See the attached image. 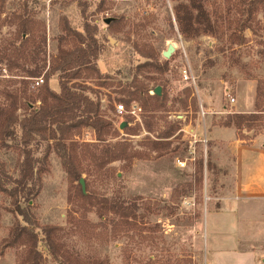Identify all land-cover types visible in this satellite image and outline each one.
Here are the masks:
<instances>
[{
	"label": "rangeland",
	"instance_id": "1",
	"mask_svg": "<svg viewBox=\"0 0 264 264\" xmlns=\"http://www.w3.org/2000/svg\"><path fill=\"white\" fill-rule=\"evenodd\" d=\"M194 1L206 13L208 32L185 37L179 31L175 9L180 4L188 5L189 0H0V70L5 71V77H0V110L15 108V115L22 118L28 109L39 107L43 94L42 87L32 88L34 79L26 78L21 68L11 67L34 68L25 65L10 47L20 46L18 17L31 24L30 41L45 32L47 64L43 73L59 47L70 49L75 44L73 38L65 36V27L83 33V23L87 22L96 27V38L103 45L96 67L107 77L103 82L106 85L100 87L98 84L103 83L94 75L87 76L90 71L86 70L70 84L88 88L86 94L100 102L101 117L112 122L118 132L111 131L102 141L95 140L89 127L71 133L68 143L78 147L84 194L79 182L68 181L52 148L39 167L38 194L20 202V206L37 225L32 230L38 239L36 249L42 255L40 264H92L104 258L109 264H206L202 217L206 210L217 208L219 198L227 196L233 186L232 153L213 131L226 128L223 125L233 114L248 115L256 110V88L258 83L264 84V0ZM24 2L27 12L22 8ZM78 2L85 3L84 15ZM107 19L113 21L106 25ZM169 45L175 51L166 60L162 53ZM4 48L10 51L4 54ZM32 49L31 44H25L20 51L24 56ZM2 55L7 60L1 61ZM146 62H167V68L164 72L139 70L138 66ZM184 68L190 70L195 85L183 81ZM132 81L144 91L150 90L149 96L154 86H160L166 95V108L144 111L142 100L126 106L123 100L129 101L134 92L129 87ZM48 86L58 91L57 75L50 76ZM228 96L235 98L233 105ZM132 103L142 108L141 124L126 119L130 125L120 130L115 105L129 107ZM260 110H264V103ZM262 115L257 123L260 126L244 129L239 136L251 144L264 143ZM144 124H151L150 133L144 130ZM172 124H179L181 129L168 139L169 152L157 157L146 144ZM16 133L19 135L17 127ZM204 139L206 145L198 141ZM118 142L127 144L128 159L107 164L108 153ZM32 146L41 158L52 143L46 139ZM135 154H142V159L132 158ZM177 160L185 166L179 167ZM20 161L17 142L0 143V162L10 177L17 178ZM105 200L111 204L124 202L122 206L134 212L136 228L129 227L125 232L114 229L113 223L119 218L113 213L105 215ZM14 210L12 198L0 192V264L29 260L32 242L24 233L16 232V227H30ZM128 221L134 224L132 217ZM43 227L56 230L52 234L57 243L56 261L46 250ZM131 238L141 244L124 247ZM243 247H259L256 261L264 264V244Z\"/></svg>",
	"mask_w": 264,
	"mask_h": 264
},
{
	"label": "trees",
	"instance_id": "2",
	"mask_svg": "<svg viewBox=\"0 0 264 264\" xmlns=\"http://www.w3.org/2000/svg\"><path fill=\"white\" fill-rule=\"evenodd\" d=\"M81 1V0H79ZM82 7V12H85V3L78 2ZM22 8L27 12L28 6L25 2L22 4ZM176 19L179 25V31L185 37L198 36L201 33L208 32V24L206 20V13L203 7L196 3L194 0H189L188 5L180 4L175 9ZM19 23L17 25L16 35L20 46L16 49L14 45L13 52L19 53L24 60L25 65H34L33 70H25V67L19 65H11L12 69L21 68L23 72L27 74L26 78L35 79L43 75L44 83L42 84L43 94L39 98V107L35 109H28V114L19 118L15 115L16 109L9 111L8 108H2L0 110V143L5 145L6 140H13L17 142L21 148V161L19 164L17 178L10 177L4 169V165L0 162V192L9 195L12 198V204L15 208V212L22 217L23 222L28 225L27 227H16V232L24 233L27 238L32 242L31 250L29 253V260L24 264H40L42 255L37 251L36 245L38 243L37 235L32 228H37L33 217L29 212L20 206V202H28L37 196L38 177L41 173V165L46 161L52 151L59 157L62 168L64 169L67 179L70 183L79 182L81 179L80 158L78 155V147L72 142L68 143L71 133L79 131L84 127H89L93 130L96 141H102L104 135L109 134L111 131L118 134L116 128H113L112 122L104 120L100 115V102H96L86 94V87L76 85L73 81L78 80L81 77L82 71H90L87 76H95L100 83L106 81L107 77L100 74L96 67L103 45L99 44L96 38L97 29L95 26L89 25L87 22L83 23L82 32L80 33L69 26L65 27V36L74 39L75 44H72L70 49H63L59 47L57 53L52 57L51 63H49L47 72L43 73L46 68V35L45 32L37 39L32 36V27L27 20H21L18 17ZM26 37V38H25ZM33 37V36H32ZM25 38V39H24ZM63 39V38H60ZM25 44H31L33 48L31 51H26V55L23 56L20 51ZM10 51L9 48H4L3 53ZM10 57V56H9ZM147 61L152 60L150 56L142 55ZM7 60L5 55H2L1 61ZM17 60H21L17 58ZM15 63V62H14ZM140 69L152 68L158 72H164L167 68V62L162 65H153L150 62H146L138 66ZM7 71V70H6ZM57 75L58 91L50 90L48 82L50 76ZM9 77V76H8ZM100 87L106 84H98ZM134 92L131 93V99L129 101L123 100L126 106L130 104V101L142 100L144 111H159L166 108L168 105L166 95L161 90V95H151L148 93L150 90H145L141 85H135L134 82L130 84ZM160 86H154L152 91ZM161 88V87H160ZM146 98H144V96ZM148 102L152 104L149 105ZM264 103V84L258 83L256 88L255 97V112L252 114H233L228 117L227 122L223 125L226 128L233 127L238 132V140L245 145H250L251 141H246L242 136H239L244 129L251 130L260 126L259 123L264 114V110H260ZM32 105V103H30ZM179 124H172L169 128L162 132L155 140H149L146 144L147 149L153 152L157 157H162L170 150L171 142L168 141L174 133L180 131ZM16 127L19 130V135L16 133ZM127 128V127H126ZM124 129L127 130V129ZM144 130L147 133L152 131L151 124H144ZM133 135V134H130ZM50 140L52 147L47 148L45 156L41 158L35 155L36 149L32 144L37 146L45 140ZM89 147V146H85ZM127 144L124 142H118L112 148V151L108 153L109 161L107 164L115 161H123L128 159ZM142 154H135L132 158L142 159ZM200 163V162H199ZM200 172H202V162L199 165ZM122 203L111 204L107 200L103 203V211L106 214H114L118 216V222L113 223L114 229H119L125 232L129 227L136 228L134 212L128 208H124ZM103 217V214H99ZM134 220V224L128 221V219ZM53 227H43L41 232L43 234V242L45 243L48 254L55 261L58 259L57 243L55 242L52 234L55 232ZM122 234V233H121ZM19 236V235H18ZM121 239V237L119 236ZM124 247L132 244L138 246L141 244L140 240L133 241L132 238L124 242ZM92 264H109L107 258L96 259Z\"/></svg>",
	"mask_w": 264,
	"mask_h": 264
},
{
	"label": "crops",
	"instance_id": "3",
	"mask_svg": "<svg viewBox=\"0 0 264 264\" xmlns=\"http://www.w3.org/2000/svg\"><path fill=\"white\" fill-rule=\"evenodd\" d=\"M213 133L232 153L233 186L202 217L206 264H257L259 247L243 245L264 244V143L245 145L232 128Z\"/></svg>",
	"mask_w": 264,
	"mask_h": 264
},
{
	"label": "built area",
	"instance_id": "4",
	"mask_svg": "<svg viewBox=\"0 0 264 264\" xmlns=\"http://www.w3.org/2000/svg\"><path fill=\"white\" fill-rule=\"evenodd\" d=\"M2 73H5V71L0 70V77L4 76ZM182 74H183L182 76H183L184 82L191 84V85H195V78L192 76L189 69L184 68L182 71ZM43 83H44L43 77L35 78L33 80L32 88L37 89V88L41 87ZM151 94H153V93L151 92ZM228 101H229L230 105H233L235 103V98L228 96ZM142 113H143L142 108L135 103H132L129 107H126L123 104L115 105V114H116L115 116L117 118V121L119 122V124L117 122V127L121 123H126L127 126L130 125L129 121H126V119L131 120L134 123L139 122L141 124L140 120H141ZM201 114H202V116H204V112H202ZM198 141L203 142L205 145L207 144L206 139L198 140ZM177 165L179 167H184L185 163L177 160Z\"/></svg>",
	"mask_w": 264,
	"mask_h": 264
},
{
	"label": "water",
	"instance_id": "5",
	"mask_svg": "<svg viewBox=\"0 0 264 264\" xmlns=\"http://www.w3.org/2000/svg\"><path fill=\"white\" fill-rule=\"evenodd\" d=\"M112 21H113V19H107V20H105V24H106V25H109ZM174 51H175L174 46L169 45V46L167 47L166 51H164V52L162 53V57H163L164 59L167 60V59L170 58L171 54H172ZM153 95H157V96L161 95V88H160V87H156V88L153 90ZM126 126H127L126 123H121V124L119 125V129L122 130V129L125 128ZM79 184H80V186H81V188H82V192H83V194H84V182H83L82 179L79 180Z\"/></svg>",
	"mask_w": 264,
	"mask_h": 264
}]
</instances>
